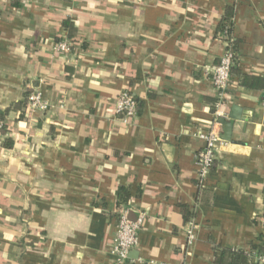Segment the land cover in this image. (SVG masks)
Returning a JSON list of instances; mask_svg holds the SVG:
<instances>
[{"label":"crops","instance_id":"crops-1","mask_svg":"<svg viewBox=\"0 0 264 264\" xmlns=\"http://www.w3.org/2000/svg\"><path fill=\"white\" fill-rule=\"evenodd\" d=\"M229 10L224 118L237 106L241 120L200 189L197 133L214 120ZM64 39L72 53L56 54ZM33 90L47 112L28 110ZM124 91L139 105L129 125L116 114ZM263 94L264 0H0V264H118L123 207L145 214L129 264H216L215 248L262 246Z\"/></svg>","mask_w":264,"mask_h":264},{"label":"built area","instance_id":"built-area-1","mask_svg":"<svg viewBox=\"0 0 264 264\" xmlns=\"http://www.w3.org/2000/svg\"><path fill=\"white\" fill-rule=\"evenodd\" d=\"M225 40V50L219 63L213 69V85L217 91V100L214 104V120L209 129L204 132H198V137L203 141L204 146L196 155L199 165L198 187L206 188V179L214 167L217 152L220 147L225 145L221 138L220 118L225 117L224 107L228 99V91L231 83L232 69L234 66L235 52L232 42ZM56 54L68 55L72 53L71 44L67 39L58 41L54 47ZM27 108L31 112L45 113L48 111V103L44 100L38 90H33L27 97ZM262 107L264 108V94L262 97ZM116 114L123 125L131 124L139 115L138 100L130 91H124L120 94L116 104ZM4 124L0 121V139L4 135ZM131 209L123 207L118 215L117 232L113 243V253L118 264H129L130 252L139 243V232L144 223L145 214L139 213L136 219L130 217ZM197 224L191 220L186 228L187 241L186 253L191 255V249L194 246L197 235ZM260 263L264 264V256L260 258Z\"/></svg>","mask_w":264,"mask_h":264},{"label":"trees","instance_id":"trees-1","mask_svg":"<svg viewBox=\"0 0 264 264\" xmlns=\"http://www.w3.org/2000/svg\"><path fill=\"white\" fill-rule=\"evenodd\" d=\"M64 26L67 29V28H70L71 24L69 22H65ZM233 28H234V12L233 10H229L226 18H224L222 24L220 25L218 35L222 39H224L225 36L227 35L228 40L232 42L233 50L235 52L237 43L233 36ZM69 42L71 44V49L73 50L72 40L70 39ZM29 94L30 92L26 94L25 102ZM26 105H27V102H26ZM3 132H5V127H4ZM12 145H13L12 141H10L9 139L6 140L4 143V146L6 148H10ZM129 198L130 197L128 193L125 191V189L121 188L120 189V200L123 201V203H127L129 201ZM183 210H184V207H183ZM192 218H193V213H189L186 218V224H188L192 220ZM261 240H263L264 242V238H262ZM214 253H215V263L216 264H250V261L254 258L260 262V258L264 256V243L262 246L260 245L252 246L251 252L215 248Z\"/></svg>","mask_w":264,"mask_h":264},{"label":"water","instance_id":"water-1","mask_svg":"<svg viewBox=\"0 0 264 264\" xmlns=\"http://www.w3.org/2000/svg\"><path fill=\"white\" fill-rule=\"evenodd\" d=\"M240 112V108L234 106L232 108V115L227 118H220L219 123L221 124L222 128L224 129V135L221 136L223 141L230 142L231 141V133L232 129L234 128V124L236 121H240L241 119L238 117Z\"/></svg>","mask_w":264,"mask_h":264}]
</instances>
